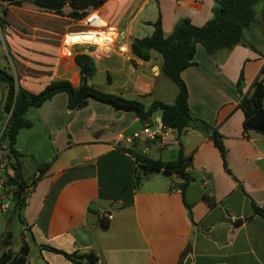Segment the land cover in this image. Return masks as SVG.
<instances>
[{
    "label": "crops",
    "instance_id": "obj_1",
    "mask_svg": "<svg viewBox=\"0 0 264 264\" xmlns=\"http://www.w3.org/2000/svg\"><path fill=\"white\" fill-rule=\"evenodd\" d=\"M212 6L213 0H103L87 10L97 12L104 23L99 32H114L107 44L99 45L74 41L90 28L81 18L46 12L31 1L10 3L0 15L6 61L1 66L30 92L56 79L76 86L80 74L73 55L84 51L95 66L88 83L144 105L152 100L170 103L154 93L161 55L149 50L147 60L136 57L130 41L149 35L158 16L164 35L182 17L200 25L211 16ZM39 14L66 21H39ZM254 45L252 49L236 42L208 54L196 43L193 62L180 71L189 113L220 134L229 170L222 166L212 138L186 126L179 138L182 154L190 155L185 170L191 178L182 194L180 179L160 171L147 170L134 185L138 169L133 155L124 150L130 146L152 159H174L173 130L164 128L163 145L147 142L140 132L143 123L132 111L92 98L69 109L64 92L28 107L24 116L31 124L19 128L13 145L20 176L29 169L27 178L22 177L27 185L24 225L19 222L17 237L11 231L12 249L17 250L23 236L26 264H75L46 245L92 251L96 264H264V217L252 208L253 203L264 209V133L243 130L236 89L241 72V92H249L264 61V41L257 38ZM95 74L104 77L95 81ZM5 93L6 84L0 81V131L8 116ZM158 116L150 118V128L158 126ZM133 132L140 136L127 141ZM43 162L48 164L36 176ZM6 213L0 211V233L10 230Z\"/></svg>",
    "mask_w": 264,
    "mask_h": 264
},
{
    "label": "trees",
    "instance_id": "obj_2",
    "mask_svg": "<svg viewBox=\"0 0 264 264\" xmlns=\"http://www.w3.org/2000/svg\"><path fill=\"white\" fill-rule=\"evenodd\" d=\"M42 10L52 11L74 19L82 18L89 7H96L103 0H30ZM18 3V1L16 2ZM67 4L65 10L64 4ZM4 12V9L2 10ZM153 29L149 35L133 37L130 41L131 53L147 60L149 50L157 51L162 58L161 70L172 79L177 86V93L173 102L167 103L152 100L144 105L140 100L127 98L119 93L104 91L88 83L87 79L94 73V61L88 52L80 51L73 55V61L78 68L80 79L76 86H72L67 79H56L46 83L37 92H30L15 83L13 76L0 67V81L6 84V93L3 109L8 113L7 120L0 132V143L4 145L2 156L7 166L14 175H7L4 181L5 188L10 192L9 205L12 215L24 225L22 209L25 204L26 182L20 176L19 153L13 147L16 134L21 127H28L31 122L24 116L25 110L30 106H38L58 92L66 94V107L76 109L86 104L92 98L111 105L116 110H130L141 123L148 122L158 112L163 128L175 132L177 154L174 159H152L142 153L135 152L132 147L124 150L133 155L138 173H134L133 184L138 183L141 175L147 170L160 171L164 175L173 174L180 179L178 188L183 190L190 180L189 173L185 170L190 164V155L184 156L181 150L179 135L186 126L197 128L207 133L220 152L222 166L226 171L225 149L222 145L220 134L203 119L192 117L187 105V90L180 76V71L191 64L195 44L200 43L205 52L212 54L220 47H228L239 42L255 49V41H264V0H213L212 14L200 25L193 24L187 17L180 18L171 31L164 35L160 26L159 16L151 22ZM255 29V30H254ZM255 31L258 35H255ZM257 50V49H256ZM264 61L250 85V91L241 92L242 74L236 80V89L240 93L237 106L243 113L244 120L258 109L264 107ZM243 130L247 128L243 124ZM133 144V142H132ZM135 144V143H134ZM43 162L37 166L39 176L47 166ZM209 203H213L209 196L204 195ZM253 211L264 217V209L252 203ZM9 216L6 221L9 222ZM100 225L106 224L100 220ZM31 238V235L28 234ZM47 249L62 254L75 264H96L97 257L92 251L67 252L62 249L45 246ZM28 244L22 236L17 250L12 249L11 231L0 233V264H26Z\"/></svg>",
    "mask_w": 264,
    "mask_h": 264
},
{
    "label": "rangeland",
    "instance_id": "obj_3",
    "mask_svg": "<svg viewBox=\"0 0 264 264\" xmlns=\"http://www.w3.org/2000/svg\"><path fill=\"white\" fill-rule=\"evenodd\" d=\"M18 1H30V0H0V15H2V10L6 9V5L13 3L15 4ZM65 7V6H64ZM65 10L67 9L66 7L64 8ZM46 12L52 13V11H48L45 10ZM56 14V13H54ZM39 21H46V22H54L55 24L57 23H61L62 25L65 24V19H59L57 17L54 16H48L47 14H39ZM1 22V21H0ZM80 23H82V21H80ZM83 24V23H82ZM81 24V25H82ZM83 26V25H82ZM94 31L99 32V30L95 29ZM75 37V36H74ZM76 40L74 41H78V42H88V41H80V38L75 37ZM89 43H94V42H89ZM67 52V50H65ZM4 47H3V40L0 36V67H2V64H6L5 58H4ZM103 75H97L95 74L93 76V80H102L103 79ZM105 80V78H104ZM154 93L160 95V98H165L166 100H171V102H173L175 95L177 93V86L175 84V82L170 79L163 71H160L159 75L156 77V85L154 88ZM36 127V126H35ZM153 127V126H151ZM140 145V144H139ZM139 147H137L138 149ZM29 169V167H28ZM27 168L24 169V171H22L21 175L22 177L25 179L27 178ZM6 216H9V229L10 231H12V233H14V237H17V230L19 227V221L16 219L15 215H12L10 210L7 211Z\"/></svg>",
    "mask_w": 264,
    "mask_h": 264
},
{
    "label": "built area",
    "instance_id": "obj_4",
    "mask_svg": "<svg viewBox=\"0 0 264 264\" xmlns=\"http://www.w3.org/2000/svg\"><path fill=\"white\" fill-rule=\"evenodd\" d=\"M65 7H67V4H64ZM97 15V12L90 11L87 12L82 18V23L87 27H94L92 25L91 20ZM164 128L161 129L159 126H154V129L150 128V125L148 122L143 123L140 132L144 135V139L147 142L155 141V144L157 145H163L165 144V141L163 139L164 135ZM1 132V131H0ZM140 132H133L130 137H128L126 140L131 141L135 138H138L140 136ZM159 138L158 140H156ZM4 145L0 143V211L6 212L8 205H9V196L10 192L5 188L4 181L7 175L13 176L14 171L6 165L5 160L2 156V150ZM147 149V145L144 147V150ZM106 217H110L109 214H105Z\"/></svg>",
    "mask_w": 264,
    "mask_h": 264
},
{
    "label": "bare ground",
    "instance_id": "obj_5",
    "mask_svg": "<svg viewBox=\"0 0 264 264\" xmlns=\"http://www.w3.org/2000/svg\"><path fill=\"white\" fill-rule=\"evenodd\" d=\"M92 25L94 28H88L85 29V31H82L80 34L77 35V37L80 38V41H88V42H94L99 45L107 44L113 36L114 32L112 31H101L96 32L95 29H101L104 27V23L99 20L98 15H95V17L91 20ZM93 30V31H89Z\"/></svg>",
    "mask_w": 264,
    "mask_h": 264
},
{
    "label": "water",
    "instance_id": "obj_6",
    "mask_svg": "<svg viewBox=\"0 0 264 264\" xmlns=\"http://www.w3.org/2000/svg\"><path fill=\"white\" fill-rule=\"evenodd\" d=\"M157 124L162 128V122L159 116L157 117ZM243 124L247 129L264 133V107L252 113L244 120Z\"/></svg>",
    "mask_w": 264,
    "mask_h": 264
}]
</instances>
